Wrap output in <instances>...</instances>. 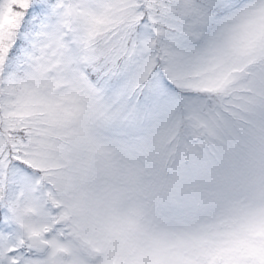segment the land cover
<instances>
[{
    "label": "snow or ice",
    "instance_id": "obj_1",
    "mask_svg": "<svg viewBox=\"0 0 264 264\" xmlns=\"http://www.w3.org/2000/svg\"><path fill=\"white\" fill-rule=\"evenodd\" d=\"M0 264H264V0H0Z\"/></svg>",
    "mask_w": 264,
    "mask_h": 264
}]
</instances>
